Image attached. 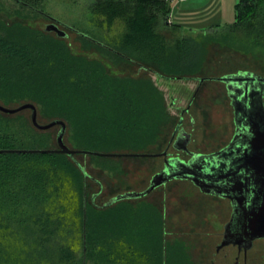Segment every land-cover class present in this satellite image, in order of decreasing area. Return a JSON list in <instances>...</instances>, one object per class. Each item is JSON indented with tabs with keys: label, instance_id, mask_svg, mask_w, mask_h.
<instances>
[{
	"label": "trees",
	"instance_id": "trees-1",
	"mask_svg": "<svg viewBox=\"0 0 264 264\" xmlns=\"http://www.w3.org/2000/svg\"><path fill=\"white\" fill-rule=\"evenodd\" d=\"M13 1L51 21L39 10L44 0ZM90 11L96 27L118 22L120 31L105 44L78 34L83 43L166 78L196 73L206 44L217 40V26L206 38L168 23L169 7L160 0H94ZM224 32L219 41L242 34L264 54V0H238ZM48 33L0 20V95L14 90L12 102L40 103L70 123L75 142L93 141L99 131L153 143L156 115H167L151 80L113 77L100 62L73 55L65 37ZM1 114L0 149L35 145L8 131ZM76 155L0 153V264H162L158 247L145 243H158L154 212L143 219L124 204L98 207L93 196L86 202L85 179L92 176L84 177Z\"/></svg>",
	"mask_w": 264,
	"mask_h": 264
},
{
	"label": "rangeland",
	"instance_id": "rangeland-1",
	"mask_svg": "<svg viewBox=\"0 0 264 264\" xmlns=\"http://www.w3.org/2000/svg\"><path fill=\"white\" fill-rule=\"evenodd\" d=\"M93 1L44 0L39 5V10L47 17L56 20L58 24L69 28L61 26L66 31L64 41L73 55L100 62L106 72L113 77L151 80L162 94V105L167 115L166 121L162 113V115H156L157 139L146 145L147 136L136 140L133 133L110 136L109 133L97 134L99 132L97 131L93 141L78 142L77 140L75 142L70 123L49 111L44 112L40 103L28 97L12 102L16 98V92L7 90L8 96L0 95V104L14 108L27 102L33 103L37 111V121L40 124H47L61 118L66 124L63 139L71 149L103 153H160L181 115H183L182 127L192 135L189 144L191 150L206 153L215 151L226 143L234 132L233 109L226 87L221 81L205 79L199 83L198 79L218 77L241 70L251 71L264 77V54L251 47L249 40L242 34L230 36L227 41H219L221 37H226L225 26L232 24L235 20V13L231 6L229 11L233 19L231 22L224 19L222 25L217 26L216 37H214L217 40L206 44L199 70L184 77L166 78L153 71L139 69L136 64L117 61L110 53L83 43L78 34L90 36L89 38L94 42L105 44L110 41V36H115L120 31L116 28L119 25L118 22L114 23L110 30H107L105 25L102 27L94 25L90 17V6ZM17 10L27 17L17 16L15 13ZM27 10L22 9L13 0H0V20L6 25L21 22L31 29L44 31L46 24L50 23L49 20ZM168 20L169 23L171 18L169 17ZM178 28L185 34H207L206 38H209L212 32V30L208 31L210 28L192 29L181 24H178ZM176 33L180 34V32ZM48 34L57 37L55 32ZM153 104L152 101L151 105ZM30 114L29 109L11 115L1 114L3 126L8 125L12 129L8 131L15 132L21 138L20 140L35 144L32 146L24 144L23 147L15 148H57L56 136L60 126L54 125L47 130H38L32 125ZM80 135L82 137V133ZM75 158L92 176L85 179L86 202L92 203L91 198L97 193L94 205L98 207L117 194L143 191L147 188L152 176L163 166L160 156L104 157L77 154ZM99 183L102 185L101 188ZM118 202L120 203L116 202L112 205L124 204L128 208H135L138 214L141 211L140 216L143 219L151 211L154 212V224L160 226L159 231L155 227L158 243L156 239L152 242L147 240L145 243H151L152 246L154 244V248L158 247L162 264H210L215 247L221 240L224 225L228 222L231 213L228 200L201 193L191 182L184 179H174L154 188L142 197ZM129 215L132 214L129 213ZM225 253L226 257H224ZM220 255L225 264H234L236 250L233 247H226ZM239 264H244L242 257H239ZM247 264H264V240L254 241L253 247L248 252Z\"/></svg>",
	"mask_w": 264,
	"mask_h": 264
},
{
	"label": "water",
	"instance_id": "water-1",
	"mask_svg": "<svg viewBox=\"0 0 264 264\" xmlns=\"http://www.w3.org/2000/svg\"><path fill=\"white\" fill-rule=\"evenodd\" d=\"M48 18L51 21L46 24L45 32H55L58 37H66V31L59 26L67 27ZM139 68L145 69L144 66ZM205 79H214L225 84L234 113L235 134L232 141L224 148L211 153L190 151L186 147L190 141V133L181 128L180 132L186 137L183 149L190 156L188 160L178 156L164 159L163 168L152 176L146 189L140 192L117 194L102 206L107 207L120 200L142 197L173 179H188L202 192L230 200L233 210L232 217L224 226L225 235L221 246L233 243L239 247L243 245L244 248H250L254 240L264 239V77L251 71L241 70L218 77L199 78L198 81L201 83ZM24 109L30 110L31 123L38 130H47L54 125L60 126L56 136L57 148H11L0 149V153H59L71 157L76 154L104 157L166 155L165 151L160 153H103L86 149H71L63 139L66 124L62 119L40 124L37 121V111L33 103L27 102L14 108L0 104V112L4 114H16ZM181 121L180 119L176 130ZM76 165L84 177L90 176L85 166L78 161ZM236 216L239 219L234 231L232 224Z\"/></svg>",
	"mask_w": 264,
	"mask_h": 264
},
{
	"label": "crops",
	"instance_id": "crops-1",
	"mask_svg": "<svg viewBox=\"0 0 264 264\" xmlns=\"http://www.w3.org/2000/svg\"><path fill=\"white\" fill-rule=\"evenodd\" d=\"M160 1H163L169 7V17L173 23L192 29L203 30L214 26H221L224 19H228L231 22L233 16L230 17L229 6H231L235 13V4L238 0Z\"/></svg>",
	"mask_w": 264,
	"mask_h": 264
},
{
	"label": "flooded vegetation",
	"instance_id": "flooded-vegetation-1",
	"mask_svg": "<svg viewBox=\"0 0 264 264\" xmlns=\"http://www.w3.org/2000/svg\"><path fill=\"white\" fill-rule=\"evenodd\" d=\"M50 22V21H49ZM60 28H61V26H59ZM63 29V28H62ZM140 69V68H139ZM225 85V84H224ZM199 87V86H198ZM230 104H231V99H230ZM232 106V105H231ZM232 109H233V107H232ZM184 112V111H183ZM182 117H183V115H181V120H182ZM193 120H191V122H192ZM178 124V123H177ZM177 126V125H176ZM176 126H175V128H174V131L172 132V134H171V136H170V138H169V140H168V142H167V144H166V146L164 147V149H163V151L162 152H166V155H163V156H160V157H162V160H163V162H164V159H166V158H170V157H176V156H178V157H180V158H182V159H184V160H188L189 158H190V156L187 154V152L183 149L184 148V141L186 140V137H184V135H183V133L182 132H180V129L182 128V129H184L183 127H182V121H181V124H180V126H179V128L176 130ZM233 126H234V132H233V135L229 138V140L226 142V143H224L219 149H221V148H224L226 145H228L231 141H232V139H233V136H234V134H235V124H234V113H233ZM176 130V131H175ZM187 132V131H186ZM188 133H190V132H188ZM181 134V135H180ZM191 137H192V135H191V133H190V141H191ZM190 141L186 144V147L190 150V151H193V150H191L190 148H189V144H190ZM219 149H217V150H219ZM217 150H215V151H217ZM211 152H214V151H209V152H206V153H211ZM159 157V156H158ZM162 168H163V166H162ZM174 180V179H173ZM180 180V179H179ZM181 180H183V179H181ZM184 180H187V181H189V182H191V184L194 186V187H196L199 191H201L200 190V188L198 187V186H196L195 184H193V182L191 181V180H188V179H184ZM170 181H172V180H170ZM150 182V181H149ZM169 182V181H168ZM167 183V182H166ZM165 183V184H166ZM149 185V184H148ZM164 185V184H163ZM223 185V184H222ZM101 188V187H100ZM207 188V187H206ZM201 193H202V191H201ZM204 193V192H203ZM206 195H207V193H205ZM96 195H97V193L95 194V195H93L94 196V198L96 197ZM208 195H212V194H208ZM212 196H216V195H212ZM218 197V196H217ZM220 198H222V199H226V200H228L229 201V203H230V200L228 199V198H224V197H220ZM230 206H231V204H230ZM232 206H231V213H230V218H229V220H228V222L230 221V219H231V217H232ZM238 217L236 216V217H234V221H233V224H232V226L234 227V231H235V228L237 227V221H238ZM227 222V223H228ZM226 224V223H225ZM225 226V225H224ZM224 235H225V230H224V228H223V232H222V234H221V240H220V242L216 245V247H215V251L213 252V256H212V258L210 259V264H225V262H223L222 261V256L220 255V254H222V251L226 248V247H233V248H235V250H236V256H235V260H234V264H239V257H242V261H243V263L244 264H247V259H248V252L251 250V248L253 247V244H254V241H256V240H264L263 238H261V239H256V240H254L253 241V243H252V245H251V247L250 248H244L243 247V245H241V247H239L237 244H233V243H229V244H227V245H223V246H221V243H222V241H223V239H224ZM227 256V254L225 253L224 254V257H226ZM218 260V261H217Z\"/></svg>",
	"mask_w": 264,
	"mask_h": 264
},
{
	"label": "built area",
	"instance_id": "built-area-1",
	"mask_svg": "<svg viewBox=\"0 0 264 264\" xmlns=\"http://www.w3.org/2000/svg\"><path fill=\"white\" fill-rule=\"evenodd\" d=\"M169 21V20H168ZM171 22V21H170Z\"/></svg>",
	"mask_w": 264,
	"mask_h": 264
}]
</instances>
